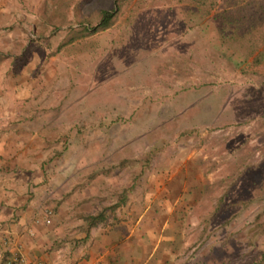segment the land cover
Here are the masks:
<instances>
[{
    "label": "rangeland",
    "instance_id": "1",
    "mask_svg": "<svg viewBox=\"0 0 264 264\" xmlns=\"http://www.w3.org/2000/svg\"><path fill=\"white\" fill-rule=\"evenodd\" d=\"M40 6L22 55L48 89L72 91L64 103L80 114L69 120L109 121L98 145L108 152L95 164L116 191L105 202L155 205L135 211L149 214L153 234L134 248L158 251L141 264H264V0ZM103 9L116 13L104 29ZM114 203L52 219V247L82 246L77 235L128 220ZM102 211L91 227L86 216Z\"/></svg>",
    "mask_w": 264,
    "mask_h": 264
},
{
    "label": "crops",
    "instance_id": "2",
    "mask_svg": "<svg viewBox=\"0 0 264 264\" xmlns=\"http://www.w3.org/2000/svg\"><path fill=\"white\" fill-rule=\"evenodd\" d=\"M40 9V0H0V264H141L143 255L154 259L155 248H134L142 235L151 240L153 234L143 224L149 214L135 211L155 209L154 203L105 202L115 190L99 182L106 175L96 174L95 164L108 152L106 145H98L109 121L87 114L81 122L69 120L71 112L80 114L64 103L72 91L48 89L51 83L34 77L32 63L22 55L29 46L30 23L44 17ZM85 128L87 134L80 137L78 130ZM113 203L116 210L130 211L128 220L112 223L109 218L90 235H77L86 240L82 246L52 247L55 219L65 210L82 215L94 209L91 214H96ZM47 209H54L53 225L44 221Z\"/></svg>",
    "mask_w": 264,
    "mask_h": 264
},
{
    "label": "trees",
    "instance_id": "3",
    "mask_svg": "<svg viewBox=\"0 0 264 264\" xmlns=\"http://www.w3.org/2000/svg\"><path fill=\"white\" fill-rule=\"evenodd\" d=\"M101 13H102L101 20H100L97 28H103V29L108 28L109 26H111V24L115 18L116 13L114 10H108V9H103L101 11ZM104 217H105V215H104L103 211L97 215H87L86 216L87 220H90V226L91 227L98 224V222L104 220Z\"/></svg>",
    "mask_w": 264,
    "mask_h": 264
},
{
    "label": "built area",
    "instance_id": "4",
    "mask_svg": "<svg viewBox=\"0 0 264 264\" xmlns=\"http://www.w3.org/2000/svg\"><path fill=\"white\" fill-rule=\"evenodd\" d=\"M52 216H53V211L51 209H47L45 213L44 221L46 223H50L52 220ZM27 264H31V263H27ZM38 264H42V263L39 262Z\"/></svg>",
    "mask_w": 264,
    "mask_h": 264
}]
</instances>
